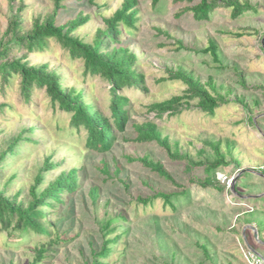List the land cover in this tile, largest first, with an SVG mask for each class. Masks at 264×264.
<instances>
[{
  "label": "rangeland",
  "instance_id": "374dc122",
  "mask_svg": "<svg viewBox=\"0 0 264 264\" xmlns=\"http://www.w3.org/2000/svg\"><path fill=\"white\" fill-rule=\"evenodd\" d=\"M241 1L255 9L233 18L231 9L218 3L210 19L199 22L190 10L199 0H161L157 5L137 0L138 29L123 32L119 43L104 48H129L136 54L132 69L143 77L120 90L129 100L124 131L112 117L110 83L86 73L84 61L73 59L58 40L49 39L43 51L11 49L5 60L47 63L65 90L81 91L83 101L108 117L117 136L110 151L91 150L87 130L73 126L72 113L53 103L45 89L34 88L26 100L21 77L14 75L7 84L0 74L4 197L27 207L38 175L44 179L39 192L71 171L77 181L74 192L61 194L63 203L55 201L44 208L47 216L41 221L49 235L24 236L14 224L4 228L0 222V264H35L42 246L48 253L37 264L91 263L93 250L99 251L106 239L109 220L114 221L115 232L108 237L120 238L112 253L101 259L108 264H249L244 256L249 247L244 236L239 241L236 234L243 231L246 220L253 230L247 233L248 243L264 257V0ZM124 2L64 1L66 8L59 11L57 24L87 18L72 35L93 43L98 31L108 28L104 18ZM54 8L55 0H0V39L10 38L6 32L13 20L25 33L36 19L45 21ZM210 40L219 47L221 63L202 52ZM180 70L193 74L217 98L220 106L213 114L205 112L197 98L171 110L155 107L184 94L188 86L172 78ZM149 124L168 142L169 151L145 136ZM146 159L161 163L173 181L147 167ZM243 170L235 184L246 196L241 199L229 189V181L232 188V180ZM206 183L208 187H203ZM159 193L172 194V204L162 198L143 202ZM252 207L255 212L248 214ZM122 212L127 220L119 218ZM251 217L256 220L250 221ZM201 245L207 246L208 254Z\"/></svg>",
  "mask_w": 264,
  "mask_h": 264
},
{
  "label": "trees",
  "instance_id": "16d2710c",
  "mask_svg": "<svg viewBox=\"0 0 264 264\" xmlns=\"http://www.w3.org/2000/svg\"><path fill=\"white\" fill-rule=\"evenodd\" d=\"M64 1L69 0H55L53 13L45 21L36 19L32 28L25 33L22 32V26L19 21H12L11 26L6 32L7 34H11L10 38L7 41L0 39V74L3 77V82L7 84L11 82L14 75L20 76L22 94L26 100L30 99V94L34 88L45 89L53 103H57L63 111L72 113L73 126L77 128L83 126L87 130V147L96 152L105 153L112 149L117 135L111 128L108 117L103 115L98 109H95L93 104L83 101L81 91L74 88L65 90L59 76L49 70L47 63L31 65L22 58L11 61L5 60L12 48H24L27 53L43 51L48 47V40L55 38L64 48L68 49L73 59H82L84 61L86 73L101 76L110 83L113 92L111 99L112 117L118 130L124 131L125 125L128 122V109H126V106L129 100L125 95L120 93V90L125 85L131 87L138 80H142L143 77L132 69V66L136 62V54L131 52L129 48L118 47L110 51L104 48L110 42L119 43L118 36L122 35L123 32H133L138 29L137 0H125L122 7L117 9L111 17L104 18L108 28L107 30L100 29L93 43L86 42L84 39L72 35V32L81 27L87 18H75L66 25L57 24L59 11L66 8V5L62 4ZM160 1L153 0V4L157 5ZM187 1L193 2L194 0ZM90 2L92 5H96V0H90ZM218 3L230 8L233 18H238L248 10L255 9L248 1L199 0V3L192 6L190 10L196 21L204 22L210 19L211 13L219 5ZM179 44L181 47L185 46L182 41H179ZM202 52L210 54L213 61L221 63L220 50L214 40H210L208 46ZM172 78L182 80L188 88L183 95H177L156 103V108L171 110L183 104L184 101H189L193 98H197L203 110L208 113L213 114L220 106L217 98L193 74L180 70ZM144 134L149 140L160 141L162 146L169 151L170 146L168 142L161 139L160 132L156 129L155 125L149 124L148 132ZM144 162L147 167L151 168L162 178L173 181L172 175L168 173L161 163H155L147 159ZM223 163L220 162L219 164ZM215 166L217 165L213 167ZM46 168L49 169L51 166ZM74 173L75 171H71L66 175L61 174L42 192H39L38 189L44 179L43 176L38 175L36 184L31 189L33 200L27 207L12 203L0 191V222L4 228H8L14 224L13 227L20 230L24 236L30 232L49 235L50 232L46 226V222L41 221V218L47 216L44 213V208H51L55 201L59 204L63 203L61 199L63 192H74L77 186V181L73 176ZM207 185L208 183L203 187H208ZM235 191L236 194L243 195L238 192L237 186H235ZM156 198H162L165 203L172 204V194L168 193H159L154 197L144 199L143 202L147 204ZM255 210L252 207L251 210H248V214L255 212ZM119 218L127 220L128 217L122 212L119 214ZM253 219L251 217L250 221ZM60 221L61 218L57 219L53 225L55 226ZM113 222V220L107 221L104 233L106 239H104L99 251L93 250V259L91 263L87 262L86 264H108L101 259L112 253L114 245L120 238V235H116L113 238L108 237L115 232V229H111ZM201 249L206 254L209 253L206 245H201ZM46 253H48V250L43 246L40 247L37 250L35 264L42 262L45 259Z\"/></svg>",
  "mask_w": 264,
  "mask_h": 264
},
{
  "label": "built area",
  "instance_id": "2783aa9c",
  "mask_svg": "<svg viewBox=\"0 0 264 264\" xmlns=\"http://www.w3.org/2000/svg\"><path fill=\"white\" fill-rule=\"evenodd\" d=\"M261 171L264 172V166L261 168ZM218 178L222 179L224 182L228 180V177L223 176V174H218ZM231 184V180L229 181ZM229 184V189H231V185ZM246 251V252H245ZM244 251V256L246 257L249 264H264V258L258 255L256 252L252 251L251 249H246Z\"/></svg>",
  "mask_w": 264,
  "mask_h": 264
},
{
  "label": "crops",
  "instance_id": "0c3cea01",
  "mask_svg": "<svg viewBox=\"0 0 264 264\" xmlns=\"http://www.w3.org/2000/svg\"><path fill=\"white\" fill-rule=\"evenodd\" d=\"M250 196V195H249ZM243 199V198H241ZM250 198L247 199V201L249 200ZM243 226V231L240 233H236L237 234V238L239 239V241L241 240L242 241V236H244L245 238V241H246V244L248 245L249 249H251L252 247L254 246H251L249 243H248V237H247V233L248 231L250 230L251 232L253 231L251 228V223H249L247 220L246 222L242 225ZM256 228L258 229V226H256ZM258 231V230H257ZM257 251V250H256ZM258 252V251H257Z\"/></svg>",
  "mask_w": 264,
  "mask_h": 264
},
{
  "label": "water",
  "instance_id": "95a60500",
  "mask_svg": "<svg viewBox=\"0 0 264 264\" xmlns=\"http://www.w3.org/2000/svg\"><path fill=\"white\" fill-rule=\"evenodd\" d=\"M246 170H243V171H241L233 180H232V188H231V190L234 192V193H236V191H235V184H236V182H237V179L240 177V175L242 174V173H244ZM241 197L242 198H245L246 196H244V195H241ZM248 198H252V196H248ZM247 198V199H248ZM254 229V233H255V235H258V231H257V229L256 228H253ZM251 250H253L254 252H256L258 255H260V256H262L259 252H257L255 249H253V248H251ZM263 257V256H262Z\"/></svg>",
  "mask_w": 264,
  "mask_h": 264
}]
</instances>
